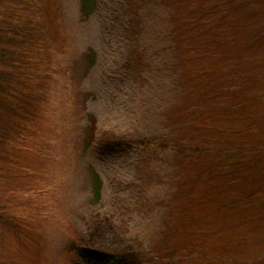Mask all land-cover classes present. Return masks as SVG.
Segmentation results:
<instances>
[{
    "label": "rangeland",
    "instance_id": "obj_1",
    "mask_svg": "<svg viewBox=\"0 0 264 264\" xmlns=\"http://www.w3.org/2000/svg\"><path fill=\"white\" fill-rule=\"evenodd\" d=\"M197 1L216 8L201 24L221 39L210 52L214 73L198 94L240 85L238 104L205 122L177 114L179 126L184 119L193 128L209 125L220 144L243 155L214 158L213 167L204 161L188 177L170 146L169 135L179 133L164 123L177 100L169 80H148L155 59H142L145 47L132 45V59H119L120 47L102 27L105 7L86 16L81 0H0V33L11 36L6 30L32 19L49 34L56 74L43 119L24 121L13 138L10 132L0 158V264H86L75 246L123 256L122 264H264V0ZM127 9L132 39L142 14L135 3ZM142 31L146 40L153 33ZM181 32L188 40V29ZM183 61L185 72L209 65L188 52ZM227 66L231 79L223 77ZM205 102L206 112L212 104ZM205 130L197 133L208 138ZM92 171L102 181L98 200Z\"/></svg>",
    "mask_w": 264,
    "mask_h": 264
},
{
    "label": "trees",
    "instance_id": "obj_2",
    "mask_svg": "<svg viewBox=\"0 0 264 264\" xmlns=\"http://www.w3.org/2000/svg\"><path fill=\"white\" fill-rule=\"evenodd\" d=\"M133 3L136 6L138 5L137 11L142 14V17L140 33L131 39V35H129L130 14L127 7ZM170 3L171 6L166 5L162 9L163 5H160L159 0H109L108 3L104 4H100L98 0H81L80 12L88 16L98 11L100 5L107 9L106 15L108 17L102 27L104 29L107 27L108 34H112L114 37L113 42L120 47L121 54L119 59L130 61L132 59L130 48L136 44L139 47H145L142 59L144 55L155 59L154 68L149 73L148 80L159 86L164 85V79L166 78L169 80L172 97L177 99L163 113L166 119L164 123H168L167 127L172 133H179L178 136L175 133L169 135L170 146L175 150L176 158L180 157L179 161L176 160L180 164V171L184 172L188 177L193 175L195 177L198 176L197 173H194L198 172L199 168L197 166H205L204 161L212 164L215 161H213L214 158L217 159L223 155H227L226 158H229L235 154L243 155V153L239 152V150H236L238 152H230L225 146L226 143L220 144L214 138V130L210 129L209 125H206V128L200 126L193 128L194 126L188 124L184 119L185 126H179L181 116L177 119V114L188 115L190 118L195 119L200 118L202 122H205L204 119L221 115L218 110H226L227 107L235 103L238 104L235 97L238 94L236 90H239L240 85H230L221 90L220 93L214 92L211 94L205 92L198 94L200 89L198 87L201 85V80L204 76L214 73L210 68V52L214 50L212 46L221 41V39L216 38V33L210 36L208 31L205 32L206 28L201 24L206 20L210 21L216 8L203 7L201 1L198 2L197 0H170ZM148 5L151 6L155 13L154 18L149 16L153 13L151 9V11H148L151 13L144 11V7ZM183 5L187 8H182ZM225 12L226 15H229L228 10ZM32 22L34 21L29 19L27 27L19 29L13 27L6 30L9 31L11 36H3L0 33V158L5 153L4 145L8 144L9 140H12L14 134L18 136V126L23 125L24 121L34 125L36 124L35 121L40 122L43 119V112H45L49 103V88L56 79V74L51 68L52 63L50 62L51 59L55 58V54L51 51L47 52L50 46L47 45L49 43V34L41 31L43 29H39L38 26L33 27L31 25ZM142 28L153 29V33L148 36L147 40L145 35L142 34L145 29L142 31ZM185 29L189 31V37H187L188 40L183 41L180 35L182 34L181 31ZM183 43H186V49H183ZM146 46L154 47V52L152 54L151 52L148 53ZM187 52L197 62H204L209 65L202 68V71L196 70L194 72L190 70L185 72L186 62L183 60ZM202 58L204 59L203 61L200 60ZM47 60L48 62H45ZM43 63H46L43 65L45 67L43 70L40 68L39 71L37 66L40 67ZM226 69L225 72L227 74L224 75L222 73V75H224L225 79H231L232 76L230 74L233 73L229 66ZM198 95L202 98H199ZM31 97L37 98L31 99ZM217 98L218 100L220 98L225 99L218 102ZM33 100H36V103H32ZM213 100H216L217 103H214ZM205 101L209 102L207 104H212V107L209 105L206 112L202 109V102L206 103ZM216 109L218 110L215 111ZM159 119L161 120L160 115ZM212 127L214 128V126ZM204 129L209 131L208 138H204V132L203 134L197 133L199 130L204 131ZM241 130L243 132L246 131L245 128ZM10 132L12 133V138L8 136ZM216 132L219 133L217 130ZM187 134L189 135L188 137L186 136ZM106 146L104 143L99 144V147L103 149ZM219 161H224V158ZM232 162L226 161L229 167L232 166ZM210 167H213V164ZM231 168L233 169V167ZM246 168L238 165L236 169L245 170ZM91 173L93 196L95 200H98L102 181L95 171ZM73 251L86 264H122L124 261L123 256H118L114 259L110 255L92 248L75 246Z\"/></svg>",
    "mask_w": 264,
    "mask_h": 264
}]
</instances>
